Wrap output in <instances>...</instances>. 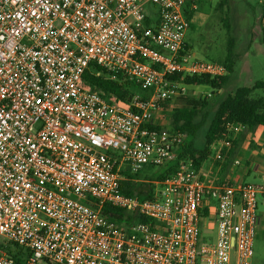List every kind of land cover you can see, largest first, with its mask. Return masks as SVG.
Wrapping results in <instances>:
<instances>
[{
    "label": "built area",
    "instance_id": "built-area-1",
    "mask_svg": "<svg viewBox=\"0 0 264 264\" xmlns=\"http://www.w3.org/2000/svg\"><path fill=\"white\" fill-rule=\"evenodd\" d=\"M190 1L0 0V264H19L7 245L24 264H252L264 164L260 183L228 167L246 125L226 122L199 167L147 181L153 198L124 192L175 159L184 137L156 119L184 78L227 73L187 50ZM91 63L148 97L83 87ZM106 207L150 222L119 223Z\"/></svg>",
    "mask_w": 264,
    "mask_h": 264
},
{
    "label": "trees",
    "instance_id": "trees-1",
    "mask_svg": "<svg viewBox=\"0 0 264 264\" xmlns=\"http://www.w3.org/2000/svg\"><path fill=\"white\" fill-rule=\"evenodd\" d=\"M223 7L224 3H220L217 9H223ZM261 10L263 16L260 18V23H263L264 7ZM192 14L193 10L190 9V5L187 4L185 15L190 19ZM228 16L229 14H226L224 19V25L229 33L228 43L225 54L219 60V62L225 65L227 73L219 78L186 76L184 78L186 85L191 86L198 84L207 87L212 91L213 95L219 94L220 91L224 90L237 65V57L233 51L235 39L231 34ZM260 40L264 44V24L262 26ZM189 49L187 45V50L189 51ZM82 86L87 89L97 90L106 98L115 95L120 99L128 100L130 97L137 94L141 95L143 98L148 97V92L143 90L136 82L129 80L122 74L113 76L95 63H91L86 70L83 76ZM259 89L264 90V81H258L252 86H240L231 93L221 95L217 100L218 105L216 110L205 130L204 142L202 144L197 143L195 140L197 133L204 125L201 122L199 123L197 119L208 112L210 107L208 97L202 99H185V102H181L174 107L170 105L171 101L163 103V106L170 110V124L168 125V129L173 133L183 136L184 140L176 147V157L174 160L159 167L147 166L142 171L136 173L135 177L140 178V176L144 175L145 179L149 181H164L168 176L177 172L182 161L187 160H192L194 165L199 167L207 158L210 145L219 138L223 132L225 123L228 121L244 124L247 127V130L242 133L234 143L233 150L228 159V167H230L232 159H234L241 148V144H243L246 139H249L248 147L258 149L259 147L254 142V133L258 127L264 128V97H255L253 93ZM123 185L124 192L128 195L137 194L141 199H150L154 197L155 186L152 183L125 181ZM144 186L148 188L146 189ZM106 211L112 213L115 220L119 223L123 221L131 222L132 220L150 222L146 217L133 219V217L126 216L124 211L118 208L106 207ZM6 249L8 254L19 264L25 263L28 253L24 252L22 248L16 245H7Z\"/></svg>",
    "mask_w": 264,
    "mask_h": 264
},
{
    "label": "rangeland",
    "instance_id": "rangeland-1",
    "mask_svg": "<svg viewBox=\"0 0 264 264\" xmlns=\"http://www.w3.org/2000/svg\"><path fill=\"white\" fill-rule=\"evenodd\" d=\"M236 6L232 7L230 12L231 17V34L235 39V47L233 48L234 54L237 57V65L230 80L225 86L223 91L219 94L213 95L212 91L207 87L201 85H191L183 92L178 98L171 101L172 107L185 99H202L208 97L210 107L208 112L198 117V122L203 123V127L196 135V142L202 144L204 142V133L208 126L213 113L218 105L217 100L221 95H226L233 92L240 86H252L258 81H264V44L262 43L261 33L263 23H260V18L263 16L262 10L264 7L263 2L260 0H235ZM215 1L214 6L211 0H202L199 3L198 9L193 11L190 17V28L186 33L185 40L189 45V52L201 60L217 61L223 57L226 52L228 43V30L225 27V9L222 11L215 9L217 5ZM242 4H245V8ZM213 6V7H212ZM217 8V7H216ZM148 13L154 12V7L148 5L146 7ZM209 17L211 19H209ZM210 94V96H209ZM255 97H264V90H256L253 93ZM164 116V117H163ZM158 117L164 118L170 124V113L161 112ZM258 127L255 131L254 142L257 141L262 144V149H252L248 147V140L246 139L241 144L240 150L237 152L230 166H235L244 172L251 169V174L247 175L248 182H262L256 178L254 168L257 165L264 164V128ZM256 144V142H255ZM141 181L149 183L145 176H140ZM144 188H148L144 186ZM155 187V189H157ZM258 212L260 215L261 225L258 227L257 236L254 242V256L252 264H264V202L260 201L258 205ZM216 230L215 227H212ZM212 239L216 237V233L211 234Z\"/></svg>",
    "mask_w": 264,
    "mask_h": 264
},
{
    "label": "crops",
    "instance_id": "crops-1",
    "mask_svg": "<svg viewBox=\"0 0 264 264\" xmlns=\"http://www.w3.org/2000/svg\"><path fill=\"white\" fill-rule=\"evenodd\" d=\"M202 0H192V1H190L189 3H188V5H190V9H192V6L193 5H196V9H192L193 11H195V10H197L198 9V6H199V3L201 2ZM210 1V0H209ZM215 1H217L218 3H217V5H215V8H213V11L215 10V9H217L216 7H218V5L220 4V3H224V7H223V9H220V10H224L225 11V14H229V16H228V22L230 23V26H231V17H230V12L232 11V7L235 5L236 6V2H235V0H211V2H212V5L214 6V3H215ZM261 1L263 2V4H264V0H260V2L259 3H261ZM243 5V7L245 8L246 6H245V4H242ZM212 6V7H213ZM219 10V9H218ZM226 17V16H225ZM209 19H211L210 17H209ZM263 20V24H264V18H262ZM187 43V42H186ZM187 45H188V43H187ZM188 47H189V45H188ZM160 117H158V115H157V119L156 120H158ZM261 129L260 130H262L263 129V127H260ZM264 130V129H263ZM255 140V139H254ZM256 142V145L259 147V148H261L262 149V144L261 143H259V142H257V141H255ZM230 171L231 172H233V174H234V178H236V179H239V178H245L246 179V177H247V175H249V174H251V169H247V171L246 172H244V170L242 171L241 169H239V168H237L236 166H233L232 165V167L230 166ZM254 170H255V168H254ZM261 225V221H260V223H259V226ZM258 226V227H259Z\"/></svg>",
    "mask_w": 264,
    "mask_h": 264
}]
</instances>
